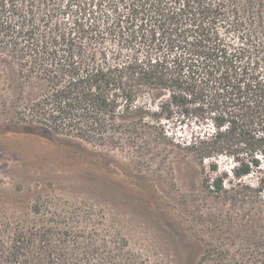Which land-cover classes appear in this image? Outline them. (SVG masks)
Segmentation results:
<instances>
[{
    "label": "trees",
    "instance_id": "trees-1",
    "mask_svg": "<svg viewBox=\"0 0 264 264\" xmlns=\"http://www.w3.org/2000/svg\"><path fill=\"white\" fill-rule=\"evenodd\" d=\"M0 53L12 65L0 79L12 85L19 120L4 132L129 147L139 162L153 155L149 141L173 144L195 161L209 194L264 213V13L256 1L0 0ZM176 109L195 119L190 140L163 131ZM261 227L247 229L241 257L210 242L199 264H264ZM54 228L0 217V264H32L36 242L46 264H79L80 255L99 264V249L85 255L86 245L68 239L75 232L60 228L54 244Z\"/></svg>",
    "mask_w": 264,
    "mask_h": 264
},
{
    "label": "rangeland",
    "instance_id": "rangeland-1",
    "mask_svg": "<svg viewBox=\"0 0 264 264\" xmlns=\"http://www.w3.org/2000/svg\"><path fill=\"white\" fill-rule=\"evenodd\" d=\"M254 1L264 13V0ZM11 66L0 53V70ZM11 91V83L0 79V126L19 121ZM176 111L162 119L163 131L190 140L195 119ZM4 130L0 127V217L42 231L55 227L54 244L61 240L60 228L75 232L68 239L86 245L85 255L99 249V264H199L210 242L222 256L239 258L247 229L257 235L263 230L260 209L213 197L202 187L195 161L180 156L173 144L149 141L153 155L139 162L130 158L129 147L95 146L62 133ZM230 164L220 160L223 168ZM79 250L75 246L74 252ZM44 255L36 242L32 264H46Z\"/></svg>",
    "mask_w": 264,
    "mask_h": 264
}]
</instances>
